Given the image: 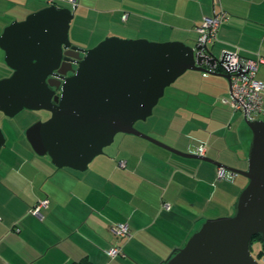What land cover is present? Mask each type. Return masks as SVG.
I'll return each instance as SVG.
<instances>
[{
    "label": "crops",
    "instance_id": "crops-1",
    "mask_svg": "<svg viewBox=\"0 0 264 264\" xmlns=\"http://www.w3.org/2000/svg\"><path fill=\"white\" fill-rule=\"evenodd\" d=\"M126 1V11L119 8L123 5L104 11H113L111 21H123L129 24L128 29L122 33L105 29L106 37L157 39L141 36V24L145 35L197 46V27L205 17L223 8L228 18L220 26L216 41L208 45L210 50L218 57L224 50L238 51L248 58L264 57V0H220L217 4L214 0ZM81 3L77 1V8ZM48 5L50 0H0V35L13 21L24 20ZM161 25L169 30H159ZM207 74L213 75L195 71L190 78L201 79ZM257 78L264 83V64ZM181 84L188 91L187 105L183 107L179 101L165 111L175 116L172 124L187 128L184 134L152 125L143 131L159 139L164 137L171 147L185 153L197 154L198 144L204 141L205 156L246 170L253 133L244 112L234 110L226 128L214 129L208 123L209 115L198 112L195 101H190L197 93ZM201 89L203 93V85ZM163 121L169 122L167 118ZM224 128V133L214 138ZM22 136L12 139L5 152L0 150V264H161L205 221L190 216L185 206L187 196L196 198L198 209L231 211L236 209L237 195L248 182L240 175L228 179L227 171L219 178L220 166L179 156L124 133L116 135L105 153L94 158L85 171L58 168L48 155L37 154ZM230 182L232 189L225 185ZM44 198L50 200L49 206L37 217L31 209ZM164 203L170 204L169 210L163 208ZM116 223H127L132 236L120 239L112 230ZM115 245L121 246L122 254L111 258L108 250Z\"/></svg>",
    "mask_w": 264,
    "mask_h": 264
},
{
    "label": "water",
    "instance_id": "water-1",
    "mask_svg": "<svg viewBox=\"0 0 264 264\" xmlns=\"http://www.w3.org/2000/svg\"><path fill=\"white\" fill-rule=\"evenodd\" d=\"M76 9V5L51 4L4 29L0 48L12 74L0 79V112L9 117L24 109L50 112L25 133L34 151L48 155L58 168L85 171L116 135L124 133L246 177L235 213L202 222L185 245L161 264H262L253 256L250 242L260 235L264 243V119L245 116L253 133L246 170L179 151L135 126L153 114L166 88L188 70L221 76L231 91V74L221 58L207 45L191 46L177 40L110 35L90 49L74 46L69 31ZM68 48L84 56L66 77L62 58ZM54 86L61 88L60 95ZM5 143L0 128V150Z\"/></svg>",
    "mask_w": 264,
    "mask_h": 264
},
{
    "label": "rangeland",
    "instance_id": "rangeland-1",
    "mask_svg": "<svg viewBox=\"0 0 264 264\" xmlns=\"http://www.w3.org/2000/svg\"><path fill=\"white\" fill-rule=\"evenodd\" d=\"M41 1L46 2V0H41ZM81 1H82L81 3L82 7L79 6L76 9L75 16L71 21L69 34L72 43L76 42L83 46L94 47L106 37L105 29H111L113 30V32H117V33H122L123 31H126L128 29L129 24H126L123 21H120L118 23H113V21H111V17L115 14L113 11H104L105 9L109 10L110 8L113 9L116 7L118 8V6L120 5H123L124 7H119V8L122 11H126L127 10L126 8L128 7V3L126 0H81ZM57 2L59 5L71 6V7L75 6L74 3L69 2L67 0L66 1L57 0ZM104 18L107 20L105 21ZM140 26L142 30L140 33L141 36H153L151 38H157V39H149L147 37H135L129 39L145 38L151 41H159V42L167 41L160 39L161 38L160 36L155 37V35H145L146 32L143 28V25L140 24ZM163 29L169 30L168 27L164 28V26L161 25L159 27V30L162 31ZM4 57H5V53L0 48V79L8 77L12 74V69H10L6 64ZM193 73H195L194 70L187 71L182 76H180L172 85L167 87L165 91V95L160 99L159 103L155 106L153 110V114L150 117H148L147 120L145 121H138L135 125L136 128H138L143 133L148 134L147 132L143 131L142 128H146L148 125H152L157 127L159 126L158 129L162 128V130L166 128L165 131L167 132L171 131L174 133L177 130L182 134H184L187 128L183 129L175 122L172 124V121L174 120L173 118L175 116L172 114L171 111L168 112L165 111L168 110V108L172 110L173 109L172 106L175 107V105L179 101L183 103V107L187 105L188 102L187 100L189 98V96H187L188 91H185V87H183L181 83H185L188 89L193 90L194 92L197 93L194 96L191 95L190 101L191 102L195 101L193 106H195L194 108H196L198 112L200 113L205 112L206 114L204 116L209 115L208 123L211 122L214 129L222 128L225 124H227L234 111L233 109H231L230 105L226 103V100H230L232 97L229 87V82L223 77L209 75V74L205 75L204 77L200 76L201 79H198V77L196 79H191L190 76L193 75ZM202 85L204 89H203V93H200L202 90L201 89ZM177 92H180L181 95L178 96L176 94ZM240 114L239 117L242 116V114L241 115ZM47 117H48L47 112L43 110L37 111V110L24 109L14 117L6 116L2 112H0V128L3 130L4 135L6 137V143L2 147V149L4 150L1 149L2 153L5 152V149L11 145L12 139L19 137V135L22 136L23 134L22 137H24V139L27 140L25 133L27 128L37 121L44 119L46 120ZM165 118H167L169 122L164 123L165 121H163V119ZM243 119L244 117L242 116L241 120ZM160 122L163 124H161ZM226 127L227 126L225 125V128ZM225 128L221 132H216L214 134V138H216L220 133H224ZM189 132L190 134L195 133L191 130H189ZM150 136L157 139L158 141H161L169 145L167 141H165L164 137H161L159 139V137H155L153 135ZM186 139L190 143L192 142L190 138H186ZM244 166L248 167V164H244ZM227 178L233 179V176H231L230 172L228 171H227ZM239 178L243 181L247 180V178L242 175H240ZM225 185L226 188L228 189L233 188V182L227 183ZM234 189L237 188L234 187ZM238 196L239 194L237 195V197ZM187 197L189 198L188 200ZM187 197L185 200V206L190 211V216L192 217L195 215L198 216L197 218H203L204 220H208L218 217L231 216L233 213H235L236 210L234 209L229 211L225 208H215V209L207 208V210H202L204 208L198 209L196 205L198 204L196 198H192L190 196ZM199 202L202 203L203 199L199 198ZM228 213L230 215H219V214H228ZM262 249H264V244L261 242H257L253 246L252 254L257 260L260 259L261 263L264 264V256L263 257L259 256Z\"/></svg>",
    "mask_w": 264,
    "mask_h": 264
},
{
    "label": "built area",
    "instance_id": "built-area-1",
    "mask_svg": "<svg viewBox=\"0 0 264 264\" xmlns=\"http://www.w3.org/2000/svg\"><path fill=\"white\" fill-rule=\"evenodd\" d=\"M52 0H50L51 2ZM77 3L78 0H68ZM220 0H214V4ZM127 15H124V19ZM228 18V13L223 8L214 12V15L205 17L197 27L199 33L198 44L209 45L216 41L220 26ZM222 66L230 71L231 74V99L228 101L231 109L243 111L250 120L264 119V83L257 78L259 67L264 64V57L258 55L255 58L241 56L238 51L224 50L221 55ZM207 143L201 141L197 146V154L205 155ZM125 166V162H121ZM226 171L223 167L218 168V177L225 176ZM50 200L44 198L40 200L32 209L31 213L41 217L43 208L49 206ZM163 208L170 209L169 203H164ZM113 232L120 239H128L132 236L127 223H116L112 226ZM111 258L122 254L119 245L113 246L108 250Z\"/></svg>",
    "mask_w": 264,
    "mask_h": 264
},
{
    "label": "flooded vegetation",
    "instance_id": "flooded-vegetation-1",
    "mask_svg": "<svg viewBox=\"0 0 264 264\" xmlns=\"http://www.w3.org/2000/svg\"><path fill=\"white\" fill-rule=\"evenodd\" d=\"M66 1V0H65ZM68 1V0H67ZM51 4H55V5H57V6H62V7H69V6H64V5H59L58 4V2L57 1H55V0H52L51 2H50ZM75 5H77V3H74ZM71 7V6H70ZM72 8V7H71ZM72 43V42H71ZM72 45H74V46H78V45H76V44H74V43H72ZM78 47H80V46H78ZM81 48H83V47H81ZM84 49H87V48H84ZM67 51V52H66ZM84 56V53L83 52H77V51H73V50H71V49H64V54H63V58H62V62H63V64H62V71H66V70H68V72L66 73V77H68V76H70V75H72L73 73H74V71L78 68V63H77V61H80L81 59H82V57ZM71 69V70H70ZM59 79V78H58ZM62 82H63V80H61ZM61 82V83H62ZM54 83L55 84H58V83H60V81L59 80H54ZM55 90H56V95H60L61 94V88L59 87V88H57V87H53ZM43 111H45V110H43ZM45 112H47V114H48V117L51 115V113L50 112H48V111H45ZM4 114V113H3ZM47 117V118H48ZM46 118V119H47ZM45 120V119H44ZM259 261H260V259H258ZM261 262V261H260Z\"/></svg>",
    "mask_w": 264,
    "mask_h": 264
},
{
    "label": "trees",
    "instance_id": "trees-1",
    "mask_svg": "<svg viewBox=\"0 0 264 264\" xmlns=\"http://www.w3.org/2000/svg\"><path fill=\"white\" fill-rule=\"evenodd\" d=\"M257 242H261V243H263V240H262V238H261L260 235H255V236L252 238V240H251V242H250V249H251V251L253 250V246H254V244L257 243ZM263 244H264V243H263ZM259 256H260V257H263V256H264V249L261 250V253L259 254Z\"/></svg>",
    "mask_w": 264,
    "mask_h": 264
}]
</instances>
